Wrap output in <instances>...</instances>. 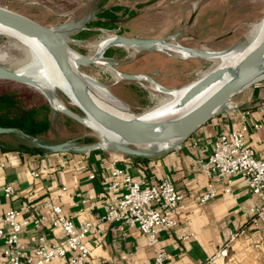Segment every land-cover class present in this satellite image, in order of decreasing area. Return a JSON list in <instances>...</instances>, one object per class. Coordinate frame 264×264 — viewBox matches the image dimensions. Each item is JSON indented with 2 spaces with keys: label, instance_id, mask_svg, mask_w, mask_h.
Listing matches in <instances>:
<instances>
[{
  "label": "crops",
  "instance_id": "crops-1",
  "mask_svg": "<svg viewBox=\"0 0 264 264\" xmlns=\"http://www.w3.org/2000/svg\"><path fill=\"white\" fill-rule=\"evenodd\" d=\"M12 1L14 7L4 6L70 36L100 30L108 23L111 27L118 23L116 30L124 27L129 34L132 32L129 23L138 14L132 10L155 0ZM21 9H29L39 17ZM148 55L144 58L146 62ZM49 120L51 124V115ZM242 125L248 129L247 144L264 157V79L234 95L223 109L175 147L169 150L141 147L146 155L133 156L104 148L53 152L44 150L37 142L45 135L37 136V140L32 137L36 147L41 148L30 149L15 143V139L19 135L31 136L21 132L0 134V227L9 209H21L25 203L39 207L49 199L61 205L75 223L89 220L100 226L99 233L87 238L92 252L86 264H151L158 250L167 252V264H264V228H257L250 218L251 209L260 205V199L245 179L235 176L229 193L223 190L226 182H218L216 196L201 201L212 181L202 169V162L213 151L219 133H229ZM114 165L126 168L134 179L148 184L169 179L185 193L184 208L173 216L177 225L171 230H160L155 246L148 243L147 236L137 227L123 230L118 223L102 219L103 196ZM8 184L15 188L12 198L5 196ZM118 193L121 195L123 190ZM50 221L48 215L43 229L30 226L22 233L26 263L36 259L34 247L40 234L45 235L46 245L63 242L60 231ZM232 232L237 235L230 240ZM226 243H229L228 256H216ZM48 264L67 262L58 258Z\"/></svg>",
  "mask_w": 264,
  "mask_h": 264
},
{
  "label": "rangeland",
  "instance_id": "rangeland-1",
  "mask_svg": "<svg viewBox=\"0 0 264 264\" xmlns=\"http://www.w3.org/2000/svg\"><path fill=\"white\" fill-rule=\"evenodd\" d=\"M2 5L15 6L12 0H0ZM21 10L39 17L29 9ZM132 11L138 14L129 23L132 31L129 34L124 27L116 30L118 23H113V27L108 23L100 30L76 33L66 38L73 54L99 58L96 62L79 65V70L96 84L93 85L94 90L115 99L131 113L143 116L167 99L165 94L156 90L155 85L166 89H185L218 67L210 57L183 55L182 51L224 53L245 44L253 24L264 17V0H155ZM119 36L136 39L152 37L179 49H154L147 53L148 49L138 50L119 43ZM110 37H116V41L97 56L99 44ZM24 50L25 46L19 39L0 35V66L15 70L26 56ZM147 54L149 59L146 62L144 58H147ZM125 75H134L137 79L125 78ZM0 86L21 90L26 94L29 107L42 103L47 106L51 124L45 137H41L38 143L51 145L72 141V147L77 148L103 142L105 150H116L113 142L53 108L46 96L34 87L10 80H0ZM56 94L72 110L84 115L80 108L70 104V99L63 92L57 90ZM181 111L177 110L172 116ZM15 141L30 149L40 147H36L32 137L21 138L19 135ZM145 147L158 149L156 145Z\"/></svg>",
  "mask_w": 264,
  "mask_h": 264
},
{
  "label": "built area",
  "instance_id": "built-area-1",
  "mask_svg": "<svg viewBox=\"0 0 264 264\" xmlns=\"http://www.w3.org/2000/svg\"><path fill=\"white\" fill-rule=\"evenodd\" d=\"M247 133V126L242 125L229 133L217 135L213 151L201 165L212 178L201 201L207 202L216 196L218 182L225 181L223 190L231 192L233 178L242 176L250 190L260 199V205L251 209L252 223L257 228H264V157L247 144ZM120 190H123L121 195L118 193ZM4 192L6 197L12 198L15 188L8 184ZM185 199V193L169 179L148 184L144 180L134 179L126 168L114 165L112 179L103 196L102 219L118 223L123 230L137 227L147 236L148 243L155 246L160 230H171L177 225L173 216L184 208ZM48 215L51 216V226L60 231L63 242L46 245L45 235L40 234L38 244L34 247L36 259L26 263L23 260L22 233L30 226L36 230L43 229ZM99 232L97 223L89 220L75 223L65 214L61 205L49 199L39 207L25 203L21 209H9L3 217L0 227V264H48L58 258L65 259L67 264H86L92 252L87 238ZM236 235L232 232L230 240L235 239ZM228 254L229 243H226L216 256L226 257ZM167 260V252L158 250L151 264H167Z\"/></svg>",
  "mask_w": 264,
  "mask_h": 264
},
{
  "label": "water",
  "instance_id": "water-1",
  "mask_svg": "<svg viewBox=\"0 0 264 264\" xmlns=\"http://www.w3.org/2000/svg\"><path fill=\"white\" fill-rule=\"evenodd\" d=\"M0 23L19 31L29 38L36 39L48 50L59 65L64 77L69 82L82 112L89 114L104 128L117 134L121 138V141L119 144L114 143L116 151L128 155H146L147 152L141 150V147L145 146L162 145L163 148L161 150H169L175 147L177 142L189 138L223 109L234 95L264 79L263 39L240 60L236 74L232 78L224 82L219 88L188 111L175 118L165 117L157 120L123 118L102 107L93 98L86 78L72 65L68 40L59 29L45 26L26 15L3 6H0ZM118 39L121 44L140 46L142 49L148 50H154L160 42L156 38L136 39L119 36ZM77 62L79 65L90 64L93 60L88 56H80ZM218 76L219 70L217 69L206 73L202 78L189 86L183 99L188 100L194 97L206 89ZM0 80L25 82L22 74L2 66H0ZM65 114L73 118V116L67 113ZM9 132L23 133L16 128L0 126V134ZM34 140H37V138L34 137ZM72 144V141H65L51 145L41 144V146L53 152H66L69 150L86 152L104 148L100 143L84 145L77 148L72 147Z\"/></svg>",
  "mask_w": 264,
  "mask_h": 264
},
{
  "label": "bare ground",
  "instance_id": "bare-ground-1",
  "mask_svg": "<svg viewBox=\"0 0 264 264\" xmlns=\"http://www.w3.org/2000/svg\"><path fill=\"white\" fill-rule=\"evenodd\" d=\"M0 34L1 35L5 34L17 38L25 46L24 51L26 56L24 60L15 69L16 72L22 74V76L25 78L24 83L41 91L55 109L73 116L75 120L93 129L100 137H105L108 141L113 142L115 144L120 143L121 138L117 134L104 128L99 122L94 120L92 116H90L89 114L83 112L84 115H81L75 112L56 96L57 95L56 91L60 90L68 97V99H70L71 105L80 108V104H78L71 90L69 82L64 77L54 57L48 52V50L44 46H42L36 39L29 38L23 35L22 33H20L19 31L7 27L2 23H0ZM115 38L116 37H110L107 38L102 43H100L98 46V50H96L97 56H99L100 53H102L103 50L106 49L109 44H112ZM263 39H264V17L258 23L253 24L252 30L248 37V41L245 44L231 51L224 53H213L209 51H205V52L182 51L183 55L200 54L201 56L210 57L211 60L217 63L218 67L216 68L214 67V68L219 70V76L206 89L199 92L194 97L188 100H184L183 97L189 87L179 90V89H166L158 84L155 85L156 90L162 94H165L167 96V99L164 101V103L161 106L151 110L150 112L145 113V115L143 116H138L135 115L134 113H131L125 106L117 102L115 99L111 97H105L97 93L93 87V85L96 84L91 80H89L79 70V66H78L79 64L77 60L80 57V55L75 53L73 54L71 51H70V55H71L73 67L84 75V77L86 78L89 84L91 95L102 107L106 108L112 113L123 118H130V119L141 118L144 120H157L165 117L175 118L176 116L188 111L192 107L199 104L213 91L219 88L224 82H226L236 74L237 66L240 60L244 56H246L251 50H253ZM131 47L138 50H142L140 46H131ZM155 49L165 51L167 49L178 50L179 48L170 43L160 41L156 45ZM97 59L99 58L96 56L92 57V60L95 62ZM124 77L132 78V79L136 78L134 75H130V76L125 75ZM177 110H182V111L178 115L172 116V114H174V112H176ZM102 143H100V145L102 147H106ZM106 145H108V142H106ZM156 146H158L157 147L158 149L163 148L162 145H156Z\"/></svg>",
  "mask_w": 264,
  "mask_h": 264
},
{
  "label": "trees",
  "instance_id": "trees-1",
  "mask_svg": "<svg viewBox=\"0 0 264 264\" xmlns=\"http://www.w3.org/2000/svg\"><path fill=\"white\" fill-rule=\"evenodd\" d=\"M46 107L43 103L29 107L21 90L0 86V126L19 129L31 137L46 135L50 125Z\"/></svg>",
  "mask_w": 264,
  "mask_h": 264
}]
</instances>
